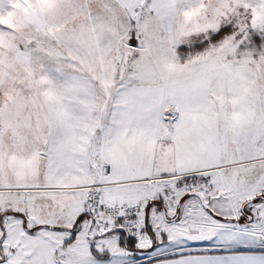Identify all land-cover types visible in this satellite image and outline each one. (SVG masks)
I'll return each mask as SVG.
<instances>
[{
    "label": "snow or ice",
    "instance_id": "1",
    "mask_svg": "<svg viewBox=\"0 0 264 264\" xmlns=\"http://www.w3.org/2000/svg\"><path fill=\"white\" fill-rule=\"evenodd\" d=\"M0 264H264V0H0Z\"/></svg>",
    "mask_w": 264,
    "mask_h": 264
}]
</instances>
